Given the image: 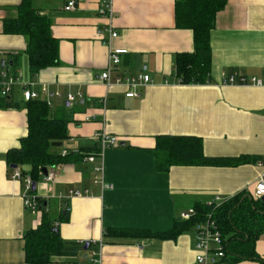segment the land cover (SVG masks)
I'll use <instances>...</instances> for the list:
<instances>
[{
    "label": "crops",
    "instance_id": "0c3cea01",
    "mask_svg": "<svg viewBox=\"0 0 264 264\" xmlns=\"http://www.w3.org/2000/svg\"><path fill=\"white\" fill-rule=\"evenodd\" d=\"M20 1L0 0V60L20 77L9 98L0 99V264H26L23 236L43 216L65 242L102 240V264H196L194 227L173 240L118 233L167 232L197 203L251 196L264 173V85L223 80L231 74L264 80V0H227L210 33V81L197 85L183 84L176 75V55L193 52L194 42L190 30L175 28L174 0H73L70 10L65 6L71 0H33L58 40L57 65L37 74L29 70L26 39L2 30L4 19L17 16ZM102 1L110 3L111 20L100 12ZM110 27L118 33L112 40ZM110 48L127 50L111 71L112 80L149 76L136 90L139 96L126 98V86L100 82ZM21 84L34 93L46 87L50 116L68 119V139L53 151L72 153L71 161L46 170L53 169L52 181L41 174L34 182V194L45 201L37 214L23 207V182L10 179L6 162V153L28 133ZM67 95L75 99L68 102ZM102 131L119 143L103 153V180L112 190L94 183L96 156L85 161L97 154L94 135ZM162 136L198 138L209 158L249 161L160 172L153 150ZM21 170L29 175L28 166ZM74 191L81 196H70ZM255 250L264 262V234ZM86 253L54 257L50 264H85ZM255 262L237 264H260Z\"/></svg>",
    "mask_w": 264,
    "mask_h": 264
},
{
    "label": "trees",
    "instance_id": "16d2710c",
    "mask_svg": "<svg viewBox=\"0 0 264 264\" xmlns=\"http://www.w3.org/2000/svg\"><path fill=\"white\" fill-rule=\"evenodd\" d=\"M226 3L227 0H174L175 28L190 30L194 42L193 52L179 53L175 58V71L181 83L197 85L210 81V33L214 29L217 14L225 8ZM16 10L15 18L2 21V30L6 35H20L26 39V55L31 74L56 66L58 40L52 37L49 19L33 7V0H21ZM26 103L27 136L21 139L18 148L10 149L6 153V162L10 170L13 167L20 168L22 175L26 174L21 167L28 166L30 178L37 182L43 169L71 161L72 153L61 156L53 150L62 147H52V143L64 144L67 141L68 119L51 117L45 101L29 100ZM153 154L160 172H166L172 166H233L249 161L245 158L206 157L202 152L200 139L193 137H158ZM40 204L43 209L45 201L41 200ZM193 208L196 215L192 219H180L167 232L152 234L139 231L118 234L173 240L202 221L206 214L212 213L223 239L224 257L221 261L228 264L257 261L264 264L255 250L257 240L264 234V198L254 199L241 194L216 209L200 203ZM23 240L26 264H50L54 257H71L83 250V246H78L75 242L63 241L53 223L45 216L36 229L24 234Z\"/></svg>",
    "mask_w": 264,
    "mask_h": 264
},
{
    "label": "built area",
    "instance_id": "2783aa9c",
    "mask_svg": "<svg viewBox=\"0 0 264 264\" xmlns=\"http://www.w3.org/2000/svg\"><path fill=\"white\" fill-rule=\"evenodd\" d=\"M75 6V1L71 0L65 6V10L73 9ZM100 12L110 20L112 19L114 13L110 8V3L107 1H102L100 4ZM109 34V40L118 37V33L112 30V27L107 29ZM127 54V50L120 48H110L108 57V68L100 76L99 80L105 87H110L114 84L124 85L128 88L125 94L126 98H133L139 96L137 89L141 86L150 82V78L144 74H137L134 77H116L114 80L111 79L110 73L115 67L120 63V58ZM20 84V77L12 74L6 66L2 67L0 60V99H8L12 94L14 88ZM224 85H253V86H263L264 80L251 78L246 79L243 76L237 74H231L225 77L223 80ZM23 86V100H35L40 99L41 96H45L46 104L49 106L48 102V90L46 87H42L40 93H34L29 90L28 84H21ZM56 97H59V93H55ZM77 96H81L78 94ZM75 99L72 95H67V101L72 102ZM95 140L100 144L99 150L96 155H92L85 158L86 162H94L95 156L100 162L93 168L94 171V183L99 184L102 190H112V185L106 184L103 180V153L108 148L118 147V139L114 136L108 135L105 132H98L94 135ZM66 150L61 152V156H65ZM10 179L22 181L24 185V192L22 195V204L26 210H29L32 214H37L41 209L40 201L41 198L37 197L33 190V181L29 175H22L18 168H13L9 175ZM54 178V171L50 169L46 171L44 179L46 182L52 181ZM70 196L79 197L81 193L78 191L70 192ZM251 196L255 199L264 198V173L256 181ZM228 201V200H227ZM219 197H215L213 200L206 201L202 203L206 207H212L214 209L221 206L223 203L227 202ZM196 215V211L193 207L188 208L181 213L180 219L182 221H187L192 219ZM194 237H193V249L195 251V262L196 264H215L218 260L224 257L223 253V239L221 237L220 231L216 221L213 219L212 213H208L204 216L203 220L198 222L194 226ZM88 244V249L86 253V258L89 260L90 264H102L101 261V247L103 245L102 240L98 241H86L78 242L80 246Z\"/></svg>",
    "mask_w": 264,
    "mask_h": 264
},
{
    "label": "water",
    "instance_id": "95a60500",
    "mask_svg": "<svg viewBox=\"0 0 264 264\" xmlns=\"http://www.w3.org/2000/svg\"><path fill=\"white\" fill-rule=\"evenodd\" d=\"M1 65H2V67H4L5 66V62L4 61H1ZM61 146H62V143H52V147L58 148V147H61ZM13 168H16V167H13ZM42 173L45 176L46 175V170L43 169ZM34 189H35V184L33 183L32 190L34 191ZM87 248H88V244L85 243V245L83 247V250H87Z\"/></svg>",
    "mask_w": 264,
    "mask_h": 264
},
{
    "label": "rangeland",
    "instance_id": "374dc122",
    "mask_svg": "<svg viewBox=\"0 0 264 264\" xmlns=\"http://www.w3.org/2000/svg\"><path fill=\"white\" fill-rule=\"evenodd\" d=\"M8 68V70L10 71L11 70V67H7ZM12 72V71H11ZM136 76V75H135ZM134 77V76H133ZM194 231V230H193ZM84 262H85V264H90V262H89V260H87V259H84ZM255 263H257V262H255Z\"/></svg>",
    "mask_w": 264,
    "mask_h": 264
}]
</instances>
